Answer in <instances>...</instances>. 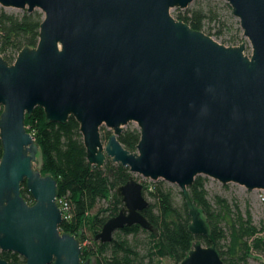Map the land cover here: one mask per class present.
Masks as SVG:
<instances>
[{
  "label": "water",
  "instance_id": "1",
  "mask_svg": "<svg viewBox=\"0 0 264 264\" xmlns=\"http://www.w3.org/2000/svg\"><path fill=\"white\" fill-rule=\"evenodd\" d=\"M195 0H0V7L43 14L35 48L12 64L0 55V251L25 264H90L81 244L61 233L56 181L36 168L39 148L25 127L41 108L45 123L79 124L87 162L107 159L131 176L116 189L122 208L95 236L137 225L153 232L148 202L133 175L176 185L197 176L264 191V0H224L244 41L225 46L171 16ZM136 123V152L118 137ZM111 131L107 142L100 129ZM25 184L33 203L21 196ZM192 236L209 235L191 208ZM0 264H10L0 258ZM180 264H223L196 243Z\"/></svg>",
  "mask_w": 264,
  "mask_h": 264
},
{
  "label": "trees",
  "instance_id": "2",
  "mask_svg": "<svg viewBox=\"0 0 264 264\" xmlns=\"http://www.w3.org/2000/svg\"><path fill=\"white\" fill-rule=\"evenodd\" d=\"M215 7L186 10L176 19L187 24L192 30L211 36V24L222 25ZM43 14L36 10L32 13L9 12L0 7V55L12 64L23 48H35L39 38V28ZM208 25L207 31L205 26ZM223 26L217 35L223 34ZM231 38L232 44L237 42ZM25 127L39 148L37 162L42 175L51 176L57 184V200H63L69 207L68 220H63L61 233L75 236L82 243V228L89 224L94 231V243L81 246V261L90 264H154L156 260L171 259L180 264L196 243L213 247L223 264H250L255 255L264 259V226H256L249 213L244 214L236 203H231L219 195L208 197L206 179L197 176L187 194L175 189L164 181L143 184L142 194L148 202L143 217L152 225L150 232L137 225L125 227L113 234L109 243L95 240L102 226L116 216L123 204L117 197L116 189L124 185L131 174L128 168L113 165L106 160L104 169L87 162L86 150L79 124L70 117L66 124H46L41 108H35L25 119ZM105 143L111 132L100 129ZM140 134L137 128H128L118 137L123 148L136 152ZM2 147L0 142V159ZM21 196L31 205L33 200L21 186ZM178 197V199L176 198ZM105 203L91 219L88 214L99 204ZM197 209L208 229V237L192 236L188 230L191 223L190 210ZM145 239L140 240L139 236ZM94 244V245H93ZM0 258L10 264H25L18 254L1 252Z\"/></svg>",
  "mask_w": 264,
  "mask_h": 264
},
{
  "label": "rangeland",
  "instance_id": "3",
  "mask_svg": "<svg viewBox=\"0 0 264 264\" xmlns=\"http://www.w3.org/2000/svg\"><path fill=\"white\" fill-rule=\"evenodd\" d=\"M208 5H211L212 7H215L219 16V19L222 23V25L218 24H211L209 25L210 34L212 39L218 41L219 43L225 45V46H238L239 43L244 41L245 45V51L244 53L246 56H251V46L249 44V41L243 36V32L240 28L239 20L232 15L231 7L224 1V0H195L192 2L186 9H172L170 11L171 16L176 19V17L179 14L185 13V11L192 10L195 8H205ZM9 12L14 13H20L19 10H13V9H6ZM223 28V34L221 36L217 35V31ZM205 30L207 31L208 25L205 26ZM207 35V34H206ZM237 37V42L234 44L230 43L231 38ZM128 128H137L136 123H129L127 126L124 127L123 130H126ZM106 129V128H105ZM111 132V131H110ZM107 161H110V159H107ZM106 163V162H105ZM114 166L117 165L113 162H111ZM36 168H40V163H36ZM104 169V166L101 168ZM134 178L138 183L141 185L143 184H149L152 183L151 180L144 179L143 177L139 175H133ZM202 178L206 179L205 188L208 192V197L212 199L214 195H219L222 198L227 199L231 203H236L240 210L246 214L249 213L252 218V222L254 225L260 227L264 226V191L261 190H254V191H248L244 187L238 186L236 184H225L222 185L221 183L210 179L205 176H201ZM161 181V180H158ZM157 182V181H156ZM166 183V182H165ZM168 184V183H166ZM169 186L173 187L175 191L179 192L180 189L176 185L168 184ZM178 199V197H176ZM106 204L101 203L97 205L89 214L88 218L91 219L94 217V215L100 210L101 208H105ZM89 224H86L81 232L80 235L84 236V240H82L81 246L88 247L94 243V231L90 230ZM140 240H144L145 236L140 235ZM94 245V244H93ZM250 264H263L264 259L262 256L255 255L253 258L250 259ZM93 264V263H91ZM154 264H175L171 259H161L156 260Z\"/></svg>",
  "mask_w": 264,
  "mask_h": 264
},
{
  "label": "built area",
  "instance_id": "4",
  "mask_svg": "<svg viewBox=\"0 0 264 264\" xmlns=\"http://www.w3.org/2000/svg\"><path fill=\"white\" fill-rule=\"evenodd\" d=\"M56 202H57V205H58L59 209L62 212V219L63 220H68L70 218L68 205L63 200H57L56 199ZM263 264H264V262H263Z\"/></svg>",
  "mask_w": 264,
  "mask_h": 264
}]
</instances>
